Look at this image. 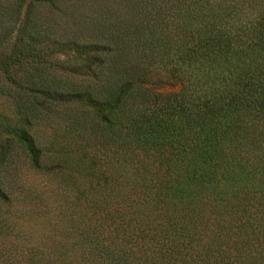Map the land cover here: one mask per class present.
Wrapping results in <instances>:
<instances>
[{
  "label": "trees",
  "instance_id": "trees-1",
  "mask_svg": "<svg viewBox=\"0 0 264 264\" xmlns=\"http://www.w3.org/2000/svg\"><path fill=\"white\" fill-rule=\"evenodd\" d=\"M0 264H264V0H0Z\"/></svg>",
  "mask_w": 264,
  "mask_h": 264
},
{
  "label": "rangeland",
  "instance_id": "rangeland-1",
  "mask_svg": "<svg viewBox=\"0 0 264 264\" xmlns=\"http://www.w3.org/2000/svg\"><path fill=\"white\" fill-rule=\"evenodd\" d=\"M17 116L11 100L0 92V144L7 138L5 127H15Z\"/></svg>",
  "mask_w": 264,
  "mask_h": 264
}]
</instances>
